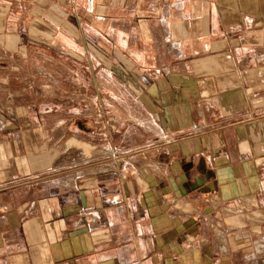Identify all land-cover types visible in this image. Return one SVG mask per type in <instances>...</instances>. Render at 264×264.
Here are the masks:
<instances>
[{
  "label": "crops",
  "instance_id": "0c3cea01",
  "mask_svg": "<svg viewBox=\"0 0 264 264\" xmlns=\"http://www.w3.org/2000/svg\"><path fill=\"white\" fill-rule=\"evenodd\" d=\"M0 264H264V0H0Z\"/></svg>",
  "mask_w": 264,
  "mask_h": 264
},
{
  "label": "rangeland",
  "instance_id": "374dc122",
  "mask_svg": "<svg viewBox=\"0 0 264 264\" xmlns=\"http://www.w3.org/2000/svg\"><path fill=\"white\" fill-rule=\"evenodd\" d=\"M70 145H72V147H76V146H77V144H76V143H73V144H70Z\"/></svg>",
  "mask_w": 264,
  "mask_h": 264
}]
</instances>
